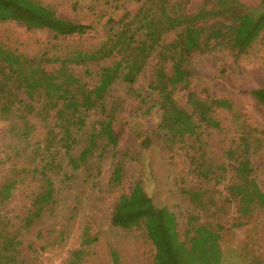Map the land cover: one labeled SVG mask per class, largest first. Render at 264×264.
I'll list each match as a JSON object with an SVG mask.
<instances>
[{
    "label": "trees",
    "instance_id": "obj_1",
    "mask_svg": "<svg viewBox=\"0 0 264 264\" xmlns=\"http://www.w3.org/2000/svg\"><path fill=\"white\" fill-rule=\"evenodd\" d=\"M130 1V0H129ZM135 12L124 7L120 20L105 39L90 50L73 48L63 54L74 65L71 68L44 71L45 57L27 56L11 50L0 41V104H11L22 125L20 135L28 139L35 130L43 131L35 157L28 158L30 171L38 175V191L27 208L23 226L10 228L4 207L13 196L20 180L15 172L0 178V264H34L47 247L26 245V230L52 210L56 203L54 174L67 167L80 168L105 138L116 147L120 133L112 116L106 115L105 94L117 81L133 85L139 74L152 64L153 79L149 85L157 93L162 110L160 131L168 149L184 153L189 173L196 184L181 185V192L195 207L205 213H219L235 205L238 216L234 227L243 226L254 213L264 207L257 182L246 177L254 146L252 129L227 142L222 157L209 154V137L222 132L214 114L217 109H232L224 98H199L191 87L187 58L202 49L209 37L229 48L236 57L264 46V0L247 5L242 0H204L198 10L189 13L183 0H135ZM17 21L28 30L49 29L55 38L85 35L92 24L58 16L39 0H0V22ZM91 82V83H90ZM179 87L187 93V106L176 98ZM250 94L259 107H264V88ZM99 108L103 116L92 119V110ZM34 120V121H33ZM86 146L78 157L72 149L82 133ZM263 133V132H262ZM146 138L144 143H149ZM228 163L240 162L235 176H229ZM231 171L233 172L232 165ZM14 171V170H13ZM124 181V166L117 162L109 178L111 185ZM224 186V195L219 186ZM219 191V192H218ZM219 194V198L217 193ZM115 226L125 230L143 229L155 247L154 264H222V225L190 218L182 237L177 218L167 207L155 204L142 181L136 182L129 194L119 196L112 215ZM81 248L72 252L70 264H84L87 246L96 241L84 228ZM115 259L118 255L113 253Z\"/></svg>",
    "mask_w": 264,
    "mask_h": 264
},
{
    "label": "rangeland",
    "instance_id": "obj_2",
    "mask_svg": "<svg viewBox=\"0 0 264 264\" xmlns=\"http://www.w3.org/2000/svg\"><path fill=\"white\" fill-rule=\"evenodd\" d=\"M39 1L51 6L64 19L93 25L88 34L55 38L49 29L28 30L21 22H0V41L5 47L31 57L47 54L44 71L48 73L66 68L82 72V67L74 65L63 54L73 48L90 50L98 46L114 25L110 20H120L124 7L135 12L140 6L135 0ZM183 1H186L187 11L194 13L204 0ZM259 1L242 0L252 6ZM215 38L210 36L206 45L185 62L191 74V87L199 98H224L232 103L231 110L219 108L214 114L223 131H213L206 136L207 148L210 155L220 158L231 138L252 129V141L260 140L254 146L246 177L257 182L264 202V107L257 106L250 94L253 89L264 88V46L236 57ZM152 79L151 64L133 85L120 80L105 94V114L112 116L114 127L120 133L116 147L101 138L80 168L67 166L62 173L53 175L54 208L47 209L26 230L27 246L32 243V247H47L34 264H70L72 252L81 248L85 227L90 236L97 239L87 246L84 264H154L155 247L146 232L143 229L125 230L112 222L113 208L119 196L129 194L138 181H142L156 205L167 207L175 214L182 237L193 217L202 223L222 225V264H264V207L243 226L234 227L233 219L238 216L235 205L228 204L225 211L217 214L213 212L214 208L205 213L181 192L182 184H196V180L189 173L184 153L170 150L165 144L159 128L162 110L157 103V93L149 87ZM176 98L180 105L187 106V93L181 87ZM91 114L93 120L103 116L99 108L93 109ZM21 125L13 106L0 104V178L15 172L20 180L4 207L10 228L23 226L27 208L39 184L38 175L30 171L28 158L36 156L43 131L38 127L35 135L26 139L18 131ZM146 138L150 139L149 143H144ZM86 143L84 132L74 145L72 155L78 157ZM117 162L124 166V181L120 186L109 182ZM224 162L228 164V178L235 176L237 167L241 168L240 162ZM218 188L223 195L226 193L223 185ZM217 196L219 198L218 193Z\"/></svg>",
    "mask_w": 264,
    "mask_h": 264
}]
</instances>
